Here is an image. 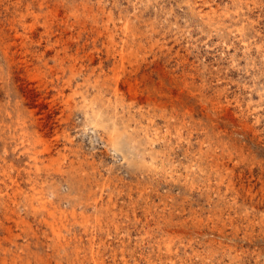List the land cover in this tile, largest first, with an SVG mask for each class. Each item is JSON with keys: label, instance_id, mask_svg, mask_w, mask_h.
Here are the masks:
<instances>
[{"label": "rangeland", "instance_id": "rangeland-1", "mask_svg": "<svg viewBox=\"0 0 264 264\" xmlns=\"http://www.w3.org/2000/svg\"><path fill=\"white\" fill-rule=\"evenodd\" d=\"M0 264H264V0H0Z\"/></svg>", "mask_w": 264, "mask_h": 264}]
</instances>
